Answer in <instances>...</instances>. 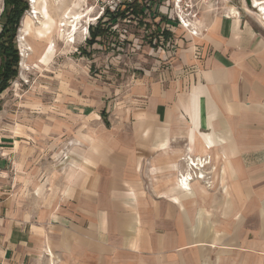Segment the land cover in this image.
Returning a JSON list of instances; mask_svg holds the SVG:
<instances>
[{
	"label": "crops",
	"instance_id": "obj_1",
	"mask_svg": "<svg viewBox=\"0 0 264 264\" xmlns=\"http://www.w3.org/2000/svg\"><path fill=\"white\" fill-rule=\"evenodd\" d=\"M253 4L191 0L198 34L177 25L176 59L135 78L109 118L74 103L84 124L53 129L51 167L9 166L16 151L1 147L0 264L264 263V12Z\"/></svg>",
	"mask_w": 264,
	"mask_h": 264
},
{
	"label": "rangeland",
	"instance_id": "obj_2",
	"mask_svg": "<svg viewBox=\"0 0 264 264\" xmlns=\"http://www.w3.org/2000/svg\"><path fill=\"white\" fill-rule=\"evenodd\" d=\"M28 3L17 35L19 74L0 97V133L7 131L4 134L13 136L11 144H0V157L6 156L1 148L6 146L16 151L9 166L28 163L51 167L52 151L58 150L53 144V129L64 135L69 120L76 130L84 124L79 106L74 103L90 105L91 112L87 113L91 117L100 111L104 118H109L111 110L106 112L105 105L109 109L112 101L122 100L135 78L154 69L158 73L172 63L185 34L177 31L174 0H88L87 4L95 10L91 18L83 19L76 42H68L67 35L64 43L56 38V52L47 51L42 57L48 40L52 39L50 33L42 30L53 17L44 10L46 0H38L36 5L32 0ZM3 5L2 0L0 13ZM133 10L142 13L133 14ZM92 27L106 30L95 42L91 41ZM169 27L173 28L168 36L159 35ZM23 49L27 52L25 58ZM40 56L43 63L39 62ZM68 113L71 117L74 114L75 119L68 117ZM200 264L213 263L205 260ZM244 264L258 263L248 255Z\"/></svg>",
	"mask_w": 264,
	"mask_h": 264
},
{
	"label": "trees",
	"instance_id": "obj_3",
	"mask_svg": "<svg viewBox=\"0 0 264 264\" xmlns=\"http://www.w3.org/2000/svg\"><path fill=\"white\" fill-rule=\"evenodd\" d=\"M3 11L0 16V97L6 91L11 82L18 77L20 54L17 46V35L20 23L25 12L29 9L28 0H3ZM141 10H133V14ZM92 42L98 36H104L105 29L96 27L91 29ZM168 29H165L161 36H168ZM2 104L0 101V111Z\"/></svg>",
	"mask_w": 264,
	"mask_h": 264
},
{
	"label": "bare ground",
	"instance_id": "obj_4",
	"mask_svg": "<svg viewBox=\"0 0 264 264\" xmlns=\"http://www.w3.org/2000/svg\"><path fill=\"white\" fill-rule=\"evenodd\" d=\"M37 1L38 0H32L33 2L32 4L36 5ZM87 1L88 0H72L71 2H69V0H46L47 4L44 10L47 11L48 14H52L53 19L51 23L46 24V27L45 29L42 30V32L50 33L52 35L51 36L52 39L48 40L49 44L46 46L41 56L44 55L47 51H51L53 53L56 52V44L54 40L56 38L59 41H62V43H64L63 38L65 35H67L66 40L68 42L71 43L76 42V34L81 29L82 23L84 22L83 19L87 18V16L91 18V16L93 15V11L95 10L93 9L94 7H91L90 5L87 4ZM253 3L255 7L259 8L261 11L264 12L263 2L259 0H253ZM0 5H2V0H0ZM36 13L38 14L37 11ZM66 45H68V43ZM26 56H27V52L25 49H23V57L25 58ZM41 56L39 62L43 63L41 60ZM23 65L25 66L24 62L22 63V66ZM188 175H189V180L191 179L192 181L193 173H188ZM203 176L204 175H201V177ZM180 180L182 181V177L180 178ZM185 182H186L185 184L187 185L188 182L187 178H185Z\"/></svg>",
	"mask_w": 264,
	"mask_h": 264
},
{
	"label": "built area",
	"instance_id": "obj_5",
	"mask_svg": "<svg viewBox=\"0 0 264 264\" xmlns=\"http://www.w3.org/2000/svg\"><path fill=\"white\" fill-rule=\"evenodd\" d=\"M174 7H175L174 12L176 13L175 19L178 21V24L183 26L184 28L188 29L190 31V33H192L193 35H197L198 31H197V29H194L192 27V20H191L192 18L197 17V13H192L190 10L191 9V0H188V2H185V0H176V1H174ZM166 9L168 10V8H166ZM111 10H115V8H112ZM168 13L169 12L167 11L166 14H168ZM165 29H169V28H165ZM207 161H206V159H204V160H202V163H200V164L203 166V165H205V163ZM190 163L192 166L197 168L198 162H196V161L193 162V160H192V161H190ZM190 168H191V166H190ZM193 173L195 175V172H193Z\"/></svg>",
	"mask_w": 264,
	"mask_h": 264
},
{
	"label": "water",
	"instance_id": "obj_6",
	"mask_svg": "<svg viewBox=\"0 0 264 264\" xmlns=\"http://www.w3.org/2000/svg\"><path fill=\"white\" fill-rule=\"evenodd\" d=\"M248 5H251V0H246Z\"/></svg>",
	"mask_w": 264,
	"mask_h": 264
}]
</instances>
